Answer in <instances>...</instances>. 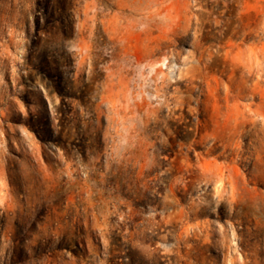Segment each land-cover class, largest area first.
Wrapping results in <instances>:
<instances>
[{
    "label": "rangeland",
    "instance_id": "1",
    "mask_svg": "<svg viewBox=\"0 0 264 264\" xmlns=\"http://www.w3.org/2000/svg\"><path fill=\"white\" fill-rule=\"evenodd\" d=\"M0 264H264V0H0Z\"/></svg>",
    "mask_w": 264,
    "mask_h": 264
}]
</instances>
